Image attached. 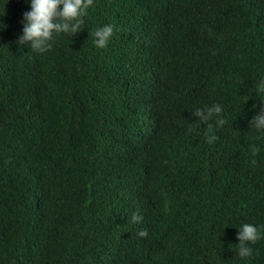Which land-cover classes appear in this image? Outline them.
Wrapping results in <instances>:
<instances>
[{
    "label": "trees",
    "instance_id": "1",
    "mask_svg": "<svg viewBox=\"0 0 264 264\" xmlns=\"http://www.w3.org/2000/svg\"><path fill=\"white\" fill-rule=\"evenodd\" d=\"M29 9L0 0V264H264V238L237 254L264 224V0H94L44 53Z\"/></svg>",
    "mask_w": 264,
    "mask_h": 264
},
{
    "label": "clouds",
    "instance_id": "2",
    "mask_svg": "<svg viewBox=\"0 0 264 264\" xmlns=\"http://www.w3.org/2000/svg\"><path fill=\"white\" fill-rule=\"evenodd\" d=\"M30 9L23 13L22 32L18 37L19 45L28 44L39 53H44L53 47V42L60 34L71 36L81 29L89 9L93 6L94 0H27ZM5 25L0 22V29ZM114 28L111 23H105L96 27L92 32L93 44L96 48H104L113 36ZM256 93L264 102V73L259 75L256 84ZM223 106L220 103H213L210 107L197 106L193 109V115L208 127L210 117H215L217 125L225 123L223 117ZM250 128L256 132H264V106L252 117ZM258 149L253 148L256 152ZM141 217L133 213L132 220L139 221ZM237 254L241 258L251 257L253 253L252 244L264 238V224L244 222L237 226ZM147 234L146 229L139 232L140 236Z\"/></svg>",
    "mask_w": 264,
    "mask_h": 264
}]
</instances>
